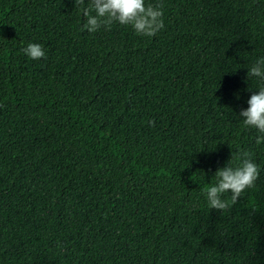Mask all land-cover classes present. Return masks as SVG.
I'll list each match as a JSON object with an SVG mask.
<instances>
[{
    "label": "trees",
    "instance_id": "obj_1",
    "mask_svg": "<svg viewBox=\"0 0 264 264\" xmlns=\"http://www.w3.org/2000/svg\"><path fill=\"white\" fill-rule=\"evenodd\" d=\"M157 2L145 37L81 31L75 0H0V264H264V133L239 116L264 0ZM243 152L259 179L210 209Z\"/></svg>",
    "mask_w": 264,
    "mask_h": 264
},
{
    "label": "clouds",
    "instance_id": "obj_2",
    "mask_svg": "<svg viewBox=\"0 0 264 264\" xmlns=\"http://www.w3.org/2000/svg\"><path fill=\"white\" fill-rule=\"evenodd\" d=\"M85 4L86 0H75L76 7L86 18L81 31L95 33L101 28L111 30L113 24L118 23L130 26L137 35L154 37L165 26L163 6L159 2L146 5L145 0H88ZM22 51L33 60L46 58L43 46L38 43H29ZM247 76L264 81V56L257 58L248 68ZM257 89L247 101L248 107L242 109L239 116L243 118L245 127L264 133V83ZM149 124L154 126V121L150 120ZM260 142H264V137L257 138V143ZM237 159L239 162L236 166H232L230 161L227 166L218 169L214 176L215 183L205 190L210 209H228L229 202L223 198L226 193H230L231 205L234 206L259 179L261 169L251 153L243 152Z\"/></svg>",
    "mask_w": 264,
    "mask_h": 264
}]
</instances>
